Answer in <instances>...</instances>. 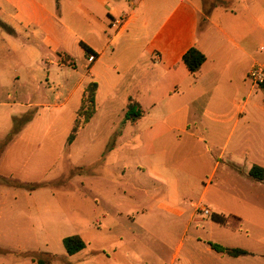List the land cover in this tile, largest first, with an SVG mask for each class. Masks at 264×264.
<instances>
[{"label": "crops", "instance_id": "1", "mask_svg": "<svg viewBox=\"0 0 264 264\" xmlns=\"http://www.w3.org/2000/svg\"><path fill=\"white\" fill-rule=\"evenodd\" d=\"M223 1L201 24L204 0H0V65L13 70L8 79L1 73L0 88L36 83L30 73L38 44L49 64L53 56L61 66L74 54L88 57L91 79L82 83L81 103L96 82V106L119 101L126 108L132 100L143 111L135 121L122 117L106 153L145 174L146 193L165 185L174 203L194 192L206 202L191 203L190 223L206 207L211 225L220 228L206 231L202 220V231L188 226L176 264H264V208L255 201L264 199V180L249 176L253 166L264 170V92L248 77L253 65L264 63V0ZM193 47L206 57L195 74L182 61ZM55 80L48 72L47 85ZM15 117L7 111V129ZM158 207L183 215L163 202ZM211 243L249 255L220 253Z\"/></svg>", "mask_w": 264, "mask_h": 264}, {"label": "rangeland", "instance_id": "2", "mask_svg": "<svg viewBox=\"0 0 264 264\" xmlns=\"http://www.w3.org/2000/svg\"><path fill=\"white\" fill-rule=\"evenodd\" d=\"M204 1L201 24L211 7L225 3ZM38 46L41 53L32 59L30 73L36 83L0 88V132L6 133L0 137V176L6 178L0 179V264H39L40 260L45 264H176L179 240L186 245L192 230L202 231L199 221L206 231L220 228L200 211L190 223L191 203L206 202L194 192L174 203L165 185L146 193L145 186L151 185L148 177L126 158L106 153L115 144L127 106L119 101L113 106L99 103L95 117L84 123L78 111L82 83L91 79L88 57L74 54V60L67 58L69 64L61 66L53 56L54 63L49 64L47 49ZM12 72L0 65L5 79ZM48 72L56 79L54 85H47ZM71 90L74 95L67 100ZM8 110L31 117L16 140L21 131L9 139L14 124L7 129ZM77 119L78 137L70 144ZM112 130L115 137L107 140ZM15 182L42 187L30 191L15 187ZM255 201L264 208L262 196ZM161 202L183 215L159 208ZM188 226L190 232H184ZM72 235H79L86 247L69 255L63 238Z\"/></svg>", "mask_w": 264, "mask_h": 264}, {"label": "trees", "instance_id": "3", "mask_svg": "<svg viewBox=\"0 0 264 264\" xmlns=\"http://www.w3.org/2000/svg\"><path fill=\"white\" fill-rule=\"evenodd\" d=\"M1 25L8 30L7 26H5L3 24H1ZM81 45H82L83 49L85 50V53L87 56H91L93 58H96L97 54H95V52H93L85 44H81ZM205 60H206L205 55L195 47L189 49L183 55V58H182V61L185 64V66L187 67V69L193 74L197 73L201 69ZM259 86L264 92V84H261ZM97 89H98V84L96 82H91L87 86V88L85 89L83 100H82V105L80 107V110L78 111V115H80V113L84 115V117H85L84 123H88L92 119V117L94 116V114L96 112L95 97H96ZM86 97H88V100L86 99ZM87 101L89 103V106H88V108H85V104ZM142 115H143V111L141 110L139 105L136 102L130 100V102L127 106V111L125 113V120L135 121L136 119L140 118ZM22 116L18 117V118L17 117L14 118V121H13L14 125L12 128L11 134L9 135V139L21 131L22 124H26L27 122H29L31 120V117L26 118V117H24V115H22ZM23 118H26V119H23ZM17 120L21 121L22 123H20L19 121L17 122ZM78 123L79 122L77 119L75 124H74V127L72 129V132L69 136V143L70 144L75 140L76 133L78 132V129L80 127ZM1 152L2 151H0V153ZM249 176L252 177L253 179L263 181L264 180V170L261 167L253 166L252 169L250 170ZM0 179L6 180V178H3L1 176H0ZM5 183H8V181ZM14 186L17 188H25V189H28L30 191H33L39 187H42L41 184H35V183L34 184H26L23 182H15ZM213 220L220 223V224L225 223V218H222L219 216L213 217ZM63 245H64L66 252L69 255H74L86 247L85 241L79 235H72V236H67V237L63 238ZM211 246L217 252L227 253V254L234 256V257L249 255V253L243 249L226 248V247H222V246H219V245L213 244V243H211ZM38 263L39 264H45V261L40 260Z\"/></svg>", "mask_w": 264, "mask_h": 264}, {"label": "built area", "instance_id": "4", "mask_svg": "<svg viewBox=\"0 0 264 264\" xmlns=\"http://www.w3.org/2000/svg\"><path fill=\"white\" fill-rule=\"evenodd\" d=\"M248 77L255 85L264 84V63H257L251 67L248 72ZM201 212L204 216H210L211 211L206 208L202 207Z\"/></svg>", "mask_w": 264, "mask_h": 264}]
</instances>
